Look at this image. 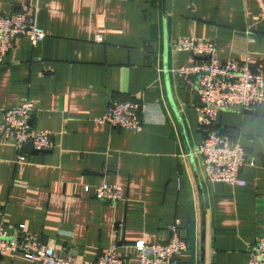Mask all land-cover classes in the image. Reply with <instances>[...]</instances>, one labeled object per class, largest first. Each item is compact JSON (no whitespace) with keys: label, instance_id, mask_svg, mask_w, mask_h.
<instances>
[{"label":"crops","instance_id":"1","mask_svg":"<svg viewBox=\"0 0 264 264\" xmlns=\"http://www.w3.org/2000/svg\"><path fill=\"white\" fill-rule=\"evenodd\" d=\"M4 13L34 14L46 38L20 36L0 64V122L21 98L32 123L54 132L50 152L27 159L0 133V220L38 233L73 264L104 248L136 262L133 244L165 242L177 218L189 249L181 264H246L264 236V101L221 110L217 126L258 157L244 186L208 182L197 150L205 136L198 96L174 69L199 58L179 37L213 39L215 57L264 60V0H0ZM138 100L144 127L94 122L114 101ZM107 182L115 203L95 197ZM1 264H31L7 253Z\"/></svg>","mask_w":264,"mask_h":264},{"label":"built area","instance_id":"2","mask_svg":"<svg viewBox=\"0 0 264 264\" xmlns=\"http://www.w3.org/2000/svg\"><path fill=\"white\" fill-rule=\"evenodd\" d=\"M20 36L28 37L35 47L46 38V32L38 25L34 14L25 10L11 13L0 10V64ZM173 49L177 52L188 51L203 58L173 71L199 98L196 110L205 136L197 152L202 158L205 179L210 183L226 182L244 186L246 181L241 171L245 165H256L258 157L222 132L216 123L221 110L236 106L256 110L262 104L264 60L249 53L243 59H218L215 57L216 42L213 39L193 36L179 37L173 43ZM36 105L35 98L25 96L18 105L4 111L0 122V133L19 152V162L27 159V148L43 152L56 147L54 132L39 129L32 123ZM143 107L138 100L114 101L103 116L93 121L141 131L144 127ZM95 197L115 203L123 198V188L119 184L103 182L96 187ZM186 225L185 219L177 218L170 226V237L165 242L135 241L136 262L124 260L113 248H104L98 255L97 264H181L182 256L189 249L188 239L181 233ZM7 253L23 254L31 264H73L72 259L59 254L38 233L20 226L11 227L1 219L0 264ZM246 264H264V236L256 239Z\"/></svg>","mask_w":264,"mask_h":264},{"label":"water","instance_id":"3","mask_svg":"<svg viewBox=\"0 0 264 264\" xmlns=\"http://www.w3.org/2000/svg\"><path fill=\"white\" fill-rule=\"evenodd\" d=\"M36 152H38V151H36ZM44 152H50V151H44Z\"/></svg>","mask_w":264,"mask_h":264}]
</instances>
